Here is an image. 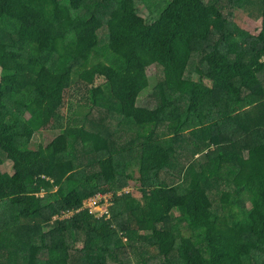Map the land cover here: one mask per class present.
Instances as JSON below:
<instances>
[{
  "label": "trees",
  "instance_id": "trees-1",
  "mask_svg": "<svg viewBox=\"0 0 264 264\" xmlns=\"http://www.w3.org/2000/svg\"><path fill=\"white\" fill-rule=\"evenodd\" d=\"M0 264H264V0H0Z\"/></svg>",
  "mask_w": 264,
  "mask_h": 264
},
{
  "label": "rangeland",
  "instance_id": "rangeland-1",
  "mask_svg": "<svg viewBox=\"0 0 264 264\" xmlns=\"http://www.w3.org/2000/svg\"><path fill=\"white\" fill-rule=\"evenodd\" d=\"M236 16H235V21L238 23L239 26H241L242 28L249 30L250 32L254 33V34H258L260 33V27H261V20L257 19V18H253L252 16H250L247 12L243 11V10H238L236 11ZM150 75H155L157 76V69L155 67H151L150 69ZM159 75V74H158ZM84 108H78V111L82 112L84 111ZM63 111L65 113H70L68 109L63 108ZM56 133V131H49V132H44L42 135L39 134L38 137L42 138L44 137V135H48L50 137H52L54 134ZM9 163L7 162V164H5L3 166L4 169L9 170ZM133 194L138 195L139 194V190H135L133 189ZM105 209H103L102 211H104ZM106 212L109 213V208L106 209ZM165 248H167V244L163 245Z\"/></svg>",
  "mask_w": 264,
  "mask_h": 264
},
{
  "label": "built area",
  "instance_id": "built-area-1",
  "mask_svg": "<svg viewBox=\"0 0 264 264\" xmlns=\"http://www.w3.org/2000/svg\"><path fill=\"white\" fill-rule=\"evenodd\" d=\"M105 196L104 199L99 198V196H93L87 198L84 203L82 208L88 209L89 212H99V214L107 213L106 209L108 208V196ZM105 209L104 211H102ZM72 212H67L65 214H71Z\"/></svg>",
  "mask_w": 264,
  "mask_h": 264
}]
</instances>
